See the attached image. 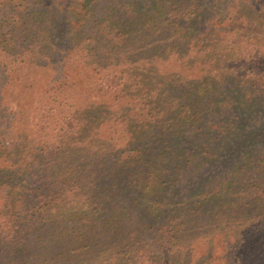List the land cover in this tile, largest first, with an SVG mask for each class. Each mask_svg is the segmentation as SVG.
I'll return each mask as SVG.
<instances>
[{
    "label": "trees",
    "instance_id": "trees-1",
    "mask_svg": "<svg viewBox=\"0 0 264 264\" xmlns=\"http://www.w3.org/2000/svg\"><path fill=\"white\" fill-rule=\"evenodd\" d=\"M217 234L264 264V0H0V264H213Z\"/></svg>",
    "mask_w": 264,
    "mask_h": 264
},
{
    "label": "rangeland",
    "instance_id": "rangeland-1",
    "mask_svg": "<svg viewBox=\"0 0 264 264\" xmlns=\"http://www.w3.org/2000/svg\"><path fill=\"white\" fill-rule=\"evenodd\" d=\"M208 1H210V4H211V0H208ZM189 185H191V184H188L186 181V186H183L184 190L185 189L187 190ZM244 218H245V216L242 217V220ZM217 228H223V227L219 226ZM184 230H186V236H189L191 234L190 229L184 228ZM218 231L222 232L220 230H218ZM237 242H238L237 239H235L234 241L231 240L229 242L225 241V237H224V239H222V234H217L215 236V242H214V248H213L215 250V257L213 260V264H217L219 262L225 263V264H232L233 262H231V257L233 256L234 248L237 247ZM253 254L255 255L256 253L253 252Z\"/></svg>",
    "mask_w": 264,
    "mask_h": 264
}]
</instances>
